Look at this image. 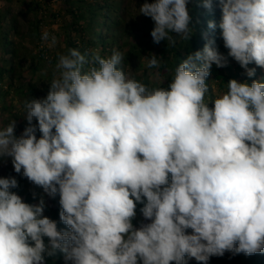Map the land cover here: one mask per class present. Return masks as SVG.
<instances>
[{
	"label": "clouds",
	"instance_id": "9594fccd",
	"mask_svg": "<svg viewBox=\"0 0 264 264\" xmlns=\"http://www.w3.org/2000/svg\"><path fill=\"white\" fill-rule=\"evenodd\" d=\"M187 4L139 8L154 21L155 43L190 39ZM221 4L228 56L253 77L249 64L264 67V0ZM42 39L56 44L47 30ZM122 59L69 48L46 97L25 101L23 133L14 119L0 127V158L49 197L59 194L70 228L44 215L43 198L29 204L12 191L15 177L0 178V264H47L57 250L65 264H186V256L209 264L226 250L264 252V82L232 79L206 102L213 64L228 62L211 43L183 60L167 87L130 78ZM137 202L151 222L134 229Z\"/></svg>",
	"mask_w": 264,
	"mask_h": 264
},
{
	"label": "trees",
	"instance_id": "16d2710c",
	"mask_svg": "<svg viewBox=\"0 0 264 264\" xmlns=\"http://www.w3.org/2000/svg\"><path fill=\"white\" fill-rule=\"evenodd\" d=\"M51 1L0 0V127L14 119L17 136L27 126L25 101L46 97L49 83L58 74V57L69 48H76L81 54L98 53L102 57H110L114 50L119 51L123 59L118 67L130 78L153 88L167 87L179 64L190 54L202 51L205 44L211 43L227 57L228 62L225 67L213 64L211 74L206 78L209 88L206 102L226 92L227 83L232 79L249 85L253 80L264 82V67L252 62L248 67L255 68V75L248 77L246 69L228 56L229 50L224 46L219 27L222 20L221 0H211V9L204 6V0H188L192 34L189 40L170 34L176 40L175 45L168 44L167 40L155 43L151 36L154 21L140 14L139 8L145 2L152 3L154 0H63L69 20L62 19L60 13L52 10ZM60 18L64 24L58 35L64 36V40L59 41L60 46L56 41L52 49L42 39L43 29L56 25ZM209 22H214L215 28H209ZM153 54L159 57L158 68L148 67ZM157 72L159 77L154 78L153 74ZM208 106L214 107V103L209 102ZM41 135L37 131V137ZM4 177L17 179L18 187L12 191L26 203L38 204L43 198L46 202L44 215L57 222L59 231H70L60 219L59 194L55 198L49 197L42 187L36 186L22 173H16L11 158L7 157L0 158V178ZM143 206L137 202L136 216L132 219L134 229L151 222L140 211ZM187 231L191 234L193 230ZM46 261L47 264H65L64 254L57 250ZM185 261L186 264H202L187 256ZM138 264H142V260H138ZM209 264H264V252L251 255L235 252L230 259L224 255L212 256Z\"/></svg>",
	"mask_w": 264,
	"mask_h": 264
},
{
	"label": "rangeland",
	"instance_id": "374dc122",
	"mask_svg": "<svg viewBox=\"0 0 264 264\" xmlns=\"http://www.w3.org/2000/svg\"><path fill=\"white\" fill-rule=\"evenodd\" d=\"M15 6H18L16 3L14 4ZM51 8L52 10H54L55 13H60L62 15V19H70L69 16L66 13V6L64 5L63 0H52L51 1ZM62 19H58V23L56 25H53L49 28H44V30H47L51 36H55L56 41H60V40H64V36H60L58 35V32H60L61 26L64 24V22L62 21ZM60 46V42L58 43ZM52 49L54 47H51ZM141 73V72H140ZM235 254V251L230 252V251H225L224 256H226L228 259H230L233 255ZM194 259V258H193Z\"/></svg>",
	"mask_w": 264,
	"mask_h": 264
}]
</instances>
